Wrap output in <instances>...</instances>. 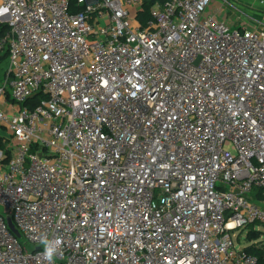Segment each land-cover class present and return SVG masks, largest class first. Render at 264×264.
<instances>
[{
  "label": "built area",
  "instance_id": "built-area-1",
  "mask_svg": "<svg viewBox=\"0 0 264 264\" xmlns=\"http://www.w3.org/2000/svg\"><path fill=\"white\" fill-rule=\"evenodd\" d=\"M147 2L0 0V264H259L264 28Z\"/></svg>",
  "mask_w": 264,
  "mask_h": 264
},
{
  "label": "rangeland",
  "instance_id": "rangeland-1",
  "mask_svg": "<svg viewBox=\"0 0 264 264\" xmlns=\"http://www.w3.org/2000/svg\"><path fill=\"white\" fill-rule=\"evenodd\" d=\"M217 11H219L221 19L229 21L234 26H256L258 28H264V6L259 5V0H213L209 12L213 13ZM8 66V60L0 65V86L4 85ZM1 211L2 209L0 208ZM249 232H256L258 236H252L253 238L258 237V239L255 240L254 238V240H250L252 236L248 239ZM234 234L235 242L240 248L245 249L253 244H261L264 246V226H256V229L253 231H237ZM238 240L241 242L240 245Z\"/></svg>",
  "mask_w": 264,
  "mask_h": 264
},
{
  "label": "trees",
  "instance_id": "trees-1",
  "mask_svg": "<svg viewBox=\"0 0 264 264\" xmlns=\"http://www.w3.org/2000/svg\"><path fill=\"white\" fill-rule=\"evenodd\" d=\"M168 0H148V2L145 4V8H144V12L140 15L139 19L140 21L142 22L141 24L143 25L145 23V21L148 19L149 17V13H150V10L152 9V7H154L155 5L159 4L160 6H163ZM8 29V26L5 25V24H0V37L2 35H4L6 33ZM8 59V53L7 51H4V52H0V65L5 62L6 60ZM38 100H40V98H35L33 101L34 103H37ZM33 105V104H31ZM2 129L0 127V149H5V145L2 141ZM8 155H9V152H8ZM259 201L261 202H264V198L263 196H261V193H259V198H258ZM258 236V234L256 232H251L249 233L248 235V239H250V236ZM252 239L250 240H257L258 237H254L253 236L251 237ZM246 252H248L249 254L255 256L258 261H259V264H264V246L261 245V244H258V245H251V246H248L246 248Z\"/></svg>",
  "mask_w": 264,
  "mask_h": 264
},
{
  "label": "clouds",
  "instance_id": "clouds-1",
  "mask_svg": "<svg viewBox=\"0 0 264 264\" xmlns=\"http://www.w3.org/2000/svg\"><path fill=\"white\" fill-rule=\"evenodd\" d=\"M41 243L44 245V259L51 264L54 255L57 253V248L47 238L42 239ZM56 244L58 245L59 241H56Z\"/></svg>",
  "mask_w": 264,
  "mask_h": 264
},
{
  "label": "water",
  "instance_id": "water-1",
  "mask_svg": "<svg viewBox=\"0 0 264 264\" xmlns=\"http://www.w3.org/2000/svg\"><path fill=\"white\" fill-rule=\"evenodd\" d=\"M8 224H9L11 230L14 232V234L17 235L18 237H20V234H19L18 230L14 227L13 223L11 222V220H8Z\"/></svg>",
  "mask_w": 264,
  "mask_h": 264
},
{
  "label": "crops",
  "instance_id": "crops-1",
  "mask_svg": "<svg viewBox=\"0 0 264 264\" xmlns=\"http://www.w3.org/2000/svg\"><path fill=\"white\" fill-rule=\"evenodd\" d=\"M0 110H3V107L2 106H0Z\"/></svg>",
  "mask_w": 264,
  "mask_h": 264
}]
</instances>
